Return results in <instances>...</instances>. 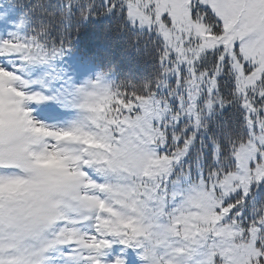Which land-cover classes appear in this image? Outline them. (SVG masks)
<instances>
[{"label": "snow or ice", "instance_id": "6c2138e0", "mask_svg": "<svg viewBox=\"0 0 264 264\" xmlns=\"http://www.w3.org/2000/svg\"><path fill=\"white\" fill-rule=\"evenodd\" d=\"M90 4L91 0H81V11H95L94 7L89 8ZM107 8L123 10L131 23L147 27L162 37L159 49L162 71L155 84L147 83L143 88L132 86L131 90L120 91L118 87V91H113L111 85L103 84L100 79L92 81L91 90H82L84 99L79 107L91 113L98 100L119 101L111 105L113 115L108 117L113 122L109 130L119 133L112 137L117 146L132 147L147 141L156 148L161 160L171 163L172 167L160 173L151 187L142 184V190L137 193L141 200L148 192L153 204L172 212L187 196L193 210L215 209L216 215L207 225L209 231L186 238L187 246L176 249V256L192 254L211 244L212 264H264V205H253L250 220L242 213L253 186L264 184V0H107ZM51 44L52 56L62 52L63 41H51ZM48 54L49 50L36 37L0 41V57L20 55L27 61L43 60ZM202 61H207V65L202 67ZM0 71L12 74V83L4 82L6 90L10 86L23 93L12 99L5 92V104L13 107L0 117V183H11L24 180L22 172L29 163L31 142H53V136L45 135V130L69 136L76 131L57 129L36 120L24 106L25 101L39 102L49 97L24 91L16 83L19 75L10 67L0 64ZM169 74L175 75L177 83L170 86L169 96H162L159 87L167 83ZM222 74L234 77L230 98L219 90L218 77ZM173 96L178 101L176 110L170 104ZM233 101L243 108L244 125L249 129L247 136L226 133L228 148L223 157L219 140L210 137L217 166L209 167L206 172L200 169L193 177L191 168L183 166V158L195 143L197 131L207 130L203 126L204 117L223 111ZM99 108L102 111L105 105L99 104ZM185 118L188 122L177 132L175 126ZM190 126L193 131L188 133ZM82 170L92 181L101 184L87 166ZM80 195L101 196L102 190L90 188ZM88 210L91 209H85ZM108 211L101 200L95 208L94 222L88 225L92 230L83 233L69 214L62 215L56 222L59 236L52 239L49 248L59 244L92 249L96 255L84 259L88 264H101L98 258L101 250L113 243L109 237H115L126 247L141 249L138 254L142 264H169L173 251L154 241L148 226L130 220L111 222ZM5 219L27 222L22 208L7 214L0 206V221ZM217 229L221 231L218 233ZM110 264H125V261L117 257Z\"/></svg>", "mask_w": 264, "mask_h": 264}, {"label": "clouds", "instance_id": "9594fccd", "mask_svg": "<svg viewBox=\"0 0 264 264\" xmlns=\"http://www.w3.org/2000/svg\"><path fill=\"white\" fill-rule=\"evenodd\" d=\"M4 82L10 84L12 79L5 77ZM11 98L19 97L11 95ZM115 103L118 102L98 100L93 112H84L67 127L75 130V135H56L51 144L45 140L31 142L29 163L22 172L24 180L0 183V206L7 214H12L17 207L22 208L27 221H0V264H44L46 249L52 239L59 236L56 222L62 215H95L101 200L106 211L114 209L108 211L111 222L130 220L133 224L148 226L154 241L173 251L169 264H212L211 244L183 256H176L174 252L187 246L186 238L209 231L207 225L215 217V209L198 207L193 210L186 196L172 212H166L160 204L151 202L150 193L145 192L143 200L138 197L142 184L151 187L156 177L172 165L161 160L156 148L147 141L132 147L117 146L112 139L114 133L109 130L113 122L108 119L113 115L111 105ZM99 104L105 105L103 111ZM203 126L207 127V121ZM84 166L102 178L101 184L92 181L82 170ZM90 188H101L102 195H80ZM216 231L219 233L221 229Z\"/></svg>", "mask_w": 264, "mask_h": 264}, {"label": "trees", "instance_id": "16d2710c", "mask_svg": "<svg viewBox=\"0 0 264 264\" xmlns=\"http://www.w3.org/2000/svg\"><path fill=\"white\" fill-rule=\"evenodd\" d=\"M12 2L21 15L16 19V28L28 27L38 42L49 50V57L51 41L56 43L63 41L62 52L53 56L54 60L47 62L45 67L49 82L55 83L66 77L83 85H92V81L100 79L103 84L111 85L112 90L119 87V90L123 91L124 88L131 90L132 86L143 88L147 83L155 84L162 71L159 61V49L162 46L160 39L152 34L150 37L141 36V41L133 50H123L120 47L121 34L117 32L123 23L122 14L116 10L107 19L110 12L107 1L105 3L103 0H91L89 8L94 7L96 10L85 9L83 12L81 0H72L71 4L68 0H12ZM85 16L86 20H83ZM82 48L87 49L90 55ZM72 55L79 62L87 58L86 64H92L93 67L86 69L73 65L69 61ZM207 63L202 61L201 66L204 67ZM218 79L221 94L230 98L235 87L234 77L222 74ZM169 90L166 96H169ZM176 101L175 96L170 98L173 110L177 108ZM242 113L241 105L233 101L223 111H215L204 117L207 121V130H201L190 154L197 166L189 164L190 159L183 162L184 167L191 168L193 177L199 174L200 169L206 172L209 167L217 166V161L213 160L210 137L219 140L224 149L220 154L223 157L228 148L226 133L247 136L248 129L244 125ZM253 205L256 207L264 205L263 188L252 192L246 201L243 216L249 220L252 218Z\"/></svg>", "mask_w": 264, "mask_h": 264}, {"label": "rangeland", "instance_id": "374dc122", "mask_svg": "<svg viewBox=\"0 0 264 264\" xmlns=\"http://www.w3.org/2000/svg\"><path fill=\"white\" fill-rule=\"evenodd\" d=\"M19 16H21L20 12L16 11V6L13 4L12 0L5 2L3 11H0V41L13 38V37L19 38L22 41L30 39V38H27L28 34L30 33L28 31V27L27 29H24V26L22 27L20 26L18 28L15 27V24H16L15 18ZM127 20L133 28H136L141 31L152 32L147 27H140L139 25H134L133 23L129 21L128 18ZM12 28L13 29L16 28L15 32ZM14 57H18V55L6 57L7 61L2 60V58L4 57H0V64H4L5 66L10 67L13 71L17 72V74L20 77V80H18L16 83L24 91H26L24 83L29 81L31 85H34V87L32 89H28L26 91L27 93L39 92L44 95L45 91L42 89L41 84L44 78L49 77L48 74L45 73L46 72V68H45L46 65L44 63L45 60L44 59L43 60L34 59V60L25 61L21 57V59L14 61ZM45 59L53 61L54 57L52 55L49 57V54H48ZM41 74L43 75L41 76ZM5 77L11 78L12 74L0 71V117L4 115L7 108L13 107L12 105L5 104L4 96H5L6 91L8 92L9 95H14L16 97H20L23 95V93H20L19 91L15 89H12L10 86L6 90L4 88V78ZM173 77H175V75L169 74L167 77V80ZM161 85L163 88H166V84H161ZM66 88L67 90L70 91L69 97L66 99L65 97H62V98H50L49 97V99L39 101V102L25 101L24 106L27 109L31 110V115L36 120L47 124L48 118L46 117V115H55V117L58 120L62 121V125L61 124H58L57 126L53 125V127L57 129H68L67 127L70 126L74 121L79 119L81 115L85 112L83 111V109L79 107V104L82 102V99H83L82 90L84 91L91 90L92 85L81 84V87H78L75 89V84H74L70 87L66 86ZM67 100H70V101H67ZM49 102L57 103L56 108H58L59 111H62L60 109H64V104H65V107L69 106L70 108H72L70 109V111H73V109L77 110V117L73 114H70L69 116L70 118L65 120V116L61 115V113L57 111H50L47 109V106H49L48 104ZM31 104H36L37 109H32ZM45 133L48 135H52L53 137L56 135H60L62 137L71 135V134L66 135L64 133L53 132L51 130H45ZM114 135H119V133H114ZM259 188L264 189V184L258 187L253 186L252 192L257 191ZM82 217H83V214L81 213H70L69 214L70 220L75 222V226L82 233L90 232L92 229L88 227V225H90L91 222H94L93 221L94 214L89 215L87 220L83 219ZM110 238L111 240H113L114 244L112 247V251L108 253L106 252L105 255H107V257H110L111 260H114L117 257H121L124 259L125 264H142V260L140 256L138 255L141 249L126 247L125 245H122L121 243H119L117 238L115 237H110ZM104 251L105 249L102 250V252ZM90 255H94V250L86 249V248L75 249L71 245H59L58 244V245H54L53 247L45 251L44 256L46 257V260L44 264H88V261H86L84 257L90 256Z\"/></svg>", "mask_w": 264, "mask_h": 264}]
</instances>
